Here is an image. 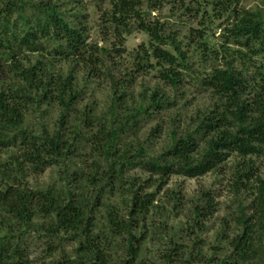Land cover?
Wrapping results in <instances>:
<instances>
[{
  "label": "trees",
  "instance_id": "16d2710c",
  "mask_svg": "<svg viewBox=\"0 0 264 264\" xmlns=\"http://www.w3.org/2000/svg\"><path fill=\"white\" fill-rule=\"evenodd\" d=\"M144 1L149 15L169 3L173 16L177 7L197 22L178 39L167 33L168 24L161 18L145 19L140 9ZM238 3L211 0L209 13L183 0H109L103 17L118 41L134 28L148 38L138 46L129 72L115 77L110 49L89 44L83 23L72 25L67 18L72 14L59 4L0 0V155L8 154L7 161L0 162V264H31L32 238L43 242L53 264H138L153 227L152 214L160 205L158 196L163 193L161 198L170 205V177L199 178L233 156L240 161L229 179L231 194L247 195L250 201L238 206L231 222L222 220L217 244L225 247L214 246L209 259L201 253L197 233L217 210L214 199L204 194L181 232L162 240L158 263L192 264L199 259L201 264H264V180L252 160L264 156V58L247 78V66H234L235 56H244L228 47L233 43L254 56L264 54V17L259 11L240 12ZM220 19L226 21L224 41L216 49L209 47L206 36L208 24ZM115 48L120 55V44ZM192 49L200 52L201 61L213 60L209 72H194ZM56 59L72 63L73 69L56 71ZM78 68L87 81H110L113 96L105 111L97 113L94 104L80 109L84 93ZM148 71L156 72L158 83L170 93L160 87L144 89L137 97L119 91L131 88L136 77ZM187 75L197 79L198 93L215 98L213 107L192 117L194 130L174 128L169 144L153 155L149 148L162 128L151 130L143 141L137 132L176 107L185 95ZM48 110L58 112L53 130L43 122L39 130L27 126L30 115L44 120ZM129 131L133 142L123 141ZM89 134L97 161L86 171L74 170ZM50 167L62 173L60 182L31 187L28 178ZM134 170L146 178L130 175ZM118 195L123 198L121 208L112 202ZM232 227L236 232L229 234ZM66 243L72 244L71 254L62 249L55 259L54 252Z\"/></svg>",
  "mask_w": 264,
  "mask_h": 264
},
{
  "label": "rangeland",
  "instance_id": "374dc122",
  "mask_svg": "<svg viewBox=\"0 0 264 264\" xmlns=\"http://www.w3.org/2000/svg\"><path fill=\"white\" fill-rule=\"evenodd\" d=\"M38 1V0H35ZM54 4H59L62 11H68L72 15L67 18L69 22L76 26L78 22H82L85 30L87 42L89 44H95L98 47L107 46L110 51V61L114 63V68L112 73L115 77H120L125 72H129L134 60L133 56L136 54L138 46L143 43L148 42V38L137 31V29H131L128 34H123L120 43L118 39L113 35L112 27L107 26L106 14L107 10L110 8L109 0H51ZM184 3H190L192 8H198V6H203L206 11L211 13V0H183ZM180 4H178L179 6ZM140 8L145 13V19L152 20L161 18V22L168 24L167 33L171 35H177L178 39L184 38L188 35L191 28L195 26V19L189 18V15H185L184 9H179L174 7L175 14H171L172 5H165L161 11H155L151 15L148 14V5L144 1ZM237 8L240 12L245 11H259L264 17V0H239ZM75 14H79L77 18ZM188 16V17H187ZM104 18V19H103ZM189 18V19H188ZM189 22H188V21ZM232 19H230L231 21ZM192 22V23H191ZM226 24L225 19L214 20L209 23V32L206 36V41L209 47L218 49L223 43L222 30ZM121 54H117L115 45L119 47ZM233 52H241L244 57L240 58L235 56L234 66L239 70H245L244 66H247L250 71L245 74L248 78L249 76L255 74V66H259L263 63L264 54L260 56H254L247 50L232 44L228 46ZM190 53L191 66L194 68V72L201 74L202 72H209L213 68V60L208 59L206 62L201 61L200 52L192 49ZM245 54V55H244ZM33 58L35 61L37 55H26ZM58 60V59H56ZM55 66L56 71L69 72L73 69L74 65L70 62H65L63 60L56 61ZM216 65H220L217 63ZM77 79L79 88L83 90L84 97L80 105L82 109L86 105L94 104L97 113L102 110L105 111L108 104L111 102L113 92L112 86L108 79H98L87 81V77L84 72L79 68L77 69ZM148 74H140L136 77L134 85L129 89H120L119 91H125L126 94H131L137 97L144 89L150 92L156 87H160L165 92L170 93L166 88H163L161 84L158 83L157 74L154 71H148ZM196 77V76H195ZM197 79L194 76H186V81L183 84V92L185 93L183 99L178 100L176 107L173 109L166 110L162 114L152 120L146 122L141 129L137 132V137L143 141L147 139L148 134L151 130L155 129L157 126L162 128V134L156 140L152 141V145L149 148V153L155 155L158 154L165 148L170 142V134L174 128L178 132L194 130L196 123H192V117L197 114V112L209 111L212 109L215 102V98L209 94L198 93L197 91ZM81 90V91H82ZM173 98V97H172ZM48 115L46 119L41 120L37 115H30L27 118V126L33 127L35 130H39L41 122L46 123L51 130H53V123L58 117L57 110H48ZM177 116V117H176ZM177 119L178 121L173 124L171 120ZM42 123V124H43ZM123 141L133 142L134 136L129 131L126 134ZM90 134L85 136L81 147L78 150L79 156L74 160V170H85V167L90 166L92 163L97 161V157L91 154V147L89 144ZM7 153L0 155V162L7 161ZM253 164L255 166V171L264 180V156L260 158H253ZM240 161V159L235 156L229 158L221 167L213 173H209L199 178H185L182 176L174 175L170 177L168 184L166 186L169 190V194L172 193V199L169 200V204H166V200L161 198V193L158 196L159 208L152 214V230H150V235H148L142 247L141 258L138 264H160L158 263V253L160 247L164 244L163 239H169L176 237L178 233L183 229L184 224L192 216V210L198 202H201L202 195L208 194L212 197L217 204V210L209 221L205 223V228L202 233H197L199 238L202 240L203 245L201 253L206 257L210 258L212 255L213 247H225V245L217 244L218 234L222 232V220H233L238 206L241 204L243 206H248L250 199L247 195H235L231 194L229 187V179L233 176L234 166ZM72 169V170H73ZM220 169V171H219ZM71 170V169H70ZM71 170V171H72ZM70 171V173H72ZM66 174V173H65ZM132 176H137L144 180L146 175L140 170H134L130 173ZM62 173H59V169L55 167H50L46 169L42 174L36 176L33 175L28 178V182L31 187L45 188L51 184H58ZM165 188V189H166ZM154 189L150 190L152 192ZM171 195V194H170ZM123 198L121 196L115 197L112 202L115 206L121 208V201ZM176 204V205H175ZM175 205V207H173ZM231 222V221H230ZM160 224V225H159ZM156 226H160L159 229ZM233 226V225H232ZM236 232V228L232 227L229 234ZM193 237V236H191ZM29 242V241H28ZM29 258L31 264H53V258H48L45 253V246L43 242L32 238L29 243ZM221 248L219 250H221ZM64 249V252L68 255L71 254L72 244L66 243L61 248L54 252L55 259L60 258V252ZM202 261V259H201ZM192 264H201L199 259L195 260Z\"/></svg>",
  "mask_w": 264,
  "mask_h": 264
}]
</instances>
